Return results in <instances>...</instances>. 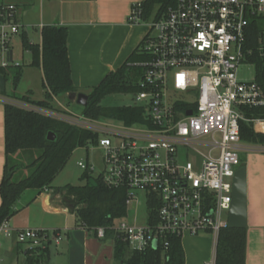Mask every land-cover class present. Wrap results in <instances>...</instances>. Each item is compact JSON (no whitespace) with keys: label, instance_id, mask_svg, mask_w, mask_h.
<instances>
[{"label":"built area","instance_id":"obj_1","mask_svg":"<svg viewBox=\"0 0 264 264\" xmlns=\"http://www.w3.org/2000/svg\"><path fill=\"white\" fill-rule=\"evenodd\" d=\"M16 15L13 2H0L3 68L20 65L13 62V52L8 55L13 36L20 33ZM254 21H263L257 31L259 46L249 48L247 33ZM127 22L148 27L140 43L145 59L133 63L142 68L139 91L128 93L132 102L126 105L140 108L141 120H93L69 110L16 104L99 134L90 147L101 153V170L94 174L89 162L77 166L100 175L107 187L125 190L126 207L143 199L144 221L133 218L113 227L131 250L167 244L168 235L181 239L209 232L217 237L226 224L223 215L231 200L238 152L245 150L239 136L241 108L264 105L261 85L237 75L254 51L264 55V0H175L156 20L143 19L137 2ZM252 123L256 132H264L258 127L264 120ZM8 221L0 224V236L12 235L26 249L60 239L44 229H13ZM95 237L104 239L102 227Z\"/></svg>","mask_w":264,"mask_h":264},{"label":"trees","instance_id":"obj_2","mask_svg":"<svg viewBox=\"0 0 264 264\" xmlns=\"http://www.w3.org/2000/svg\"><path fill=\"white\" fill-rule=\"evenodd\" d=\"M175 4V0H142L141 16L145 20L158 19L161 14ZM263 21H254L247 33L246 46H259L258 28ZM41 43L29 42L22 35L21 45L31 54L30 65L42 70V87L44 98L34 100L28 93L18 94L17 84L22 75L19 66L0 67V75L7 81L11 78L12 89L6 94L0 92L4 103V140L6 162L0 182V224L9 220L18 212V201L26 192L37 195L44 190H51L59 195L62 205L69 207L75 215L76 224L95 236L96 229H104V239L113 240V257L120 264H184V252L181 239L175 235L164 238L167 244L158 243L156 247L148 246L142 250H131L121 235L113 230L116 221L126 215L125 190L107 187L100 175L94 176L83 171L81 179L85 183L79 186L64 185L54 187L55 177L62 171L71 154L77 148H86L97 142L99 134L87 128L73 125L63 120L46 116L34 109L20 107L16 102L27 103L39 109L56 110L54 97L75 93L72 84L70 63L67 54V36L65 27L44 25L40 31ZM145 59L140 46L133 51L126 62L114 72L107 74L102 81L92 87L88 101L82 109V115L93 120L116 119L129 124L142 119V110L132 106L104 107L100 104L106 96L118 93H136L142 68L133 65ZM255 66V80L264 91V55L258 51L248 58ZM14 70L11 72L10 69ZM64 112V111H59ZM242 119L239 120V136L245 150L264 154V132L253 129L252 120H264V105L241 108ZM264 130V123L258 124ZM52 132L54 140L47 139ZM33 156L26 164L21 158ZM245 165V158L239 159L238 166ZM21 167L30 173L21 176ZM27 193V194H28ZM154 220H151L153 222ZM57 233V231H54ZM25 264H48L49 246L26 249ZM245 229L221 227L216 237L214 264H244Z\"/></svg>","mask_w":264,"mask_h":264},{"label":"crops","instance_id":"obj_3","mask_svg":"<svg viewBox=\"0 0 264 264\" xmlns=\"http://www.w3.org/2000/svg\"><path fill=\"white\" fill-rule=\"evenodd\" d=\"M4 0H0L2 2ZM142 0H12L17 8L16 21L23 13L34 8L38 28L44 25L65 27L67 54L75 93L65 94L69 99L76 93L87 94L110 72L116 71L136 50L148 29L145 23L129 24L128 15L133 3ZM38 11V13H37ZM22 27H25L22 24ZM31 27H36L35 25ZM26 28V27H25ZM28 38L26 29L20 34ZM29 42H31L29 40ZM33 43V42H31ZM41 43L40 41L34 44ZM41 69V68H40ZM42 71V70H41ZM62 96V95H61ZM54 97L56 110L68 111V106ZM6 162L4 140V103L0 100V182ZM246 208L244 264H264V154L249 150L245 154ZM59 195L44 190L37 195L27 194L18 201L20 209L8 221L13 229L37 228L49 233L57 231L60 239L53 243L55 253L48 264H120L113 257V240L98 239L76 224L72 210L61 204ZM1 204V197H0ZM14 244L6 251L2 264H25L19 256L21 246ZM184 264H214L216 237L204 232L185 235L181 241Z\"/></svg>","mask_w":264,"mask_h":264},{"label":"rangeland","instance_id":"obj_4","mask_svg":"<svg viewBox=\"0 0 264 264\" xmlns=\"http://www.w3.org/2000/svg\"><path fill=\"white\" fill-rule=\"evenodd\" d=\"M5 1H12V0H5ZM38 13V11H37ZM17 22V21H16ZM38 17L36 15V10L34 8H31V10H28L23 13L21 21L17 22L20 25V32L23 29L27 30L28 38L33 43H38L40 41V28H38ZM22 24L25 25V27H22ZM36 27H31V26ZM20 34V33H19ZM19 34L14 35L12 38L11 46H12V52H13V62H18L20 64V67L22 69V75L21 78L17 84L16 92L18 94H26L28 93L30 97L34 100H41L44 98V89L42 87V71L39 67L31 66L29 63L31 61V54L29 51L24 50L21 45ZM14 69L11 68L10 71L12 72ZM238 78L242 81H252L255 80V66L251 62H244L239 65L237 70ZM12 85H11V78L8 77L6 81V94L11 92ZM60 100L67 104L68 110L71 111L73 114L81 115L83 106L80 104H77L75 102V97H67L66 95H62L60 97ZM132 102V97L129 94L125 93H118V94H111L106 96L104 99L101 100L100 104L104 107H114V106H125ZM61 111V110H59ZM203 150V149H202ZM247 150H240L238 152L239 159L245 158ZM33 156L25 155L21 160L23 161V164H26L29 160L32 159ZM195 159V158H193ZM79 161L83 162H89L92 163L95 167L94 174L98 173L102 168V162H101V153L99 150L88 147V149L85 148H77L73 151L71 154L68 162L66 163L65 167L62 169V171L55 177V179L52 182V185L54 187H62L64 185H74L79 186L85 183V180L81 179V175L83 170L80 169L77 166V163ZM237 168V167H236ZM21 176H25L30 173V170L25 169L21 167L20 170ZM93 174V175H94ZM24 193L22 195V198L20 200H23L27 196ZM60 199V198H58ZM20 207V205H18ZM146 216L145 213V205L143 203V199L137 204V206H128L126 209V215L124 217H121L116 222L120 221H128L130 222L133 218L136 219L137 222L144 221V218ZM223 218H226V213H224ZM184 240V236L181 238V241ZM0 242H2V248L1 250L6 251L9 249L15 242H14V236H0ZM21 250L19 251L18 255L23 256V250L28 247L27 244H20ZM49 249L51 250V254L55 253V246L54 244H51L49 246ZM6 259V255L3 252H0V264H2V260Z\"/></svg>","mask_w":264,"mask_h":264},{"label":"water","instance_id":"obj_5","mask_svg":"<svg viewBox=\"0 0 264 264\" xmlns=\"http://www.w3.org/2000/svg\"><path fill=\"white\" fill-rule=\"evenodd\" d=\"M12 51L8 53L11 57ZM6 89V82L0 75V92ZM88 101V95L82 92L75 94V102L85 106ZM190 113V111H188ZM55 135L52 132L47 134V139L54 140ZM229 228L247 227V208H246V167L239 166L235 169L232 177L231 200L226 215V224Z\"/></svg>","mask_w":264,"mask_h":264}]
</instances>
